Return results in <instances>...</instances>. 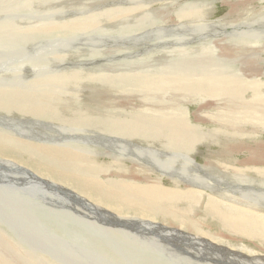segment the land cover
<instances>
[{
    "label": "bare ground",
    "instance_id": "1",
    "mask_svg": "<svg viewBox=\"0 0 264 264\" xmlns=\"http://www.w3.org/2000/svg\"><path fill=\"white\" fill-rule=\"evenodd\" d=\"M53 1L54 5L58 6L70 4V8L77 5V3L85 4L82 0H68L66 3L63 0ZM251 1L252 0L245 2L247 5L246 12L248 14L264 11V0H256V2L253 3H251ZM96 2L99 3L98 1ZM236 2H238V0H231L227 1L226 4L231 6L232 4L235 5ZM127 3L133 6L131 8L126 7L120 9L118 16H115L116 14L110 15H112V17L115 16L113 18L114 25H117L116 29H120L121 31L125 29L124 34L127 39L121 40L119 46L128 49V52L125 54L136 56L137 53H133L132 51H138L139 42L164 40L163 36L157 37V35H160L159 33L161 30H164V32L168 34V0H127ZM250 3L252 5L251 11L249 8ZM87 5L88 2L86 6ZM94 5L96 6V4ZM39 6L37 8H40ZM196 7L206 12V14L211 9L210 4H203V2ZM232 8L236 9V7ZM66 9L67 8L62 7L61 10ZM136 10L141 11L135 13ZM70 11V14L76 12L82 15L87 12L86 10ZM179 12L183 18H190L193 16V10H189V8L182 10L181 6ZM63 14H65V12L54 14L56 17L51 15L50 21L48 23L46 22L44 29L43 27L36 30L32 29L30 32L33 34L40 31L47 35L58 36L59 34L57 31H59L61 34L63 33L62 35H66L70 30L82 31L87 28H92L94 24L100 23V20L92 21L86 16L84 18L87 20L86 23H78L71 26L69 21H71L72 18L67 17L69 15L67 14L66 17L62 19ZM49 15L47 14V16ZM54 17L59 20L53 21ZM0 21L6 22V16L0 17ZM101 22L104 23L102 19ZM250 22H256V18H251ZM163 24L166 26L162 27L161 25ZM204 25L205 24L203 23L202 26ZM109 27L111 26L108 25L107 28ZM1 28L3 27L1 26ZM147 28L150 29L144 31ZM97 29L101 31L104 30L102 27ZM2 30L4 31V29ZM27 33L28 31L23 32V34ZM6 34L10 35L11 32H6ZM94 34L96 33L94 32ZM124 34H121L122 37ZM121 35L119 36L120 39ZM78 36L80 37V35ZM67 37V39L65 38L66 41H73L77 38L76 34H72L71 36L67 35ZM5 38H8V36ZM47 38L49 39V37ZM53 38L54 37H52V39ZM96 38L91 37L89 39L88 37L86 42L89 41L88 43L91 44L96 41ZM79 39H81V37ZM82 39H84L83 36ZM103 40H106V38ZM43 42L40 43L43 44ZM63 43L59 42L58 45L62 46ZM215 47H217L216 44ZM147 49L148 48H146V50ZM48 50L50 52V49ZM102 50L100 52L98 50V53L106 52L104 48ZM178 50L179 49H176L174 52ZM245 50L247 49L245 48ZM21 51L22 50L19 51L20 54H22ZM57 51L59 53L63 52L61 49H57ZM80 51L84 52V50ZM5 52L2 53L0 51V70L5 71L0 75V119L4 118L6 120V114L14 116L15 118L13 120H17L18 117H24V119L21 120L22 125L31 123V120H33L36 125L46 130V133L50 132L45 134L46 136H53V133L57 134L56 131H62L65 133L63 137H66V139H61V141L57 139L58 142L55 144L30 140L27 141L21 139L14 134L13 131L9 132V129L0 127V175H3L6 179L15 183H19V181H24L25 179L33 180L31 177L36 178V180L40 181L38 183L40 187L36 186L35 183L31 181L27 183V189H36L40 191L38 194L43 197L49 196L55 201L67 202V204L71 202L69 199L72 201L74 200L77 204H75V206L78 212L83 215H85L86 212L99 214L105 225H99L95 220L90 221L78 216L76 217V215L70 211L68 212L69 216H65L66 211L63 212L61 209L54 210L45 207L46 205L44 206L40 202L41 200L33 201L29 196L21 195L22 193H19V189L18 192L16 190H9L6 195L1 194L2 192L0 191V207H2L0 208V212L6 213V203L12 202V208L16 210V212L11 211L15 218L14 220H16L17 224L24 229L26 234V238H24L22 244H25V241L29 238V245L23 246L22 244H17L7 236L6 231L1 228V224L0 264H20V258L25 259L27 262H25L26 264H56L43 256L41 253L42 250L50 251L48 248L52 247V245H57V247L60 248L59 252L63 254L70 251V247L67 244L77 246L81 251V255H83L82 252H90L99 255L100 258L97 259V264H168L163 258L164 255H167L170 258H173L174 256L175 262L180 264L179 262L181 261L182 263L183 259H180L178 256L180 253L175 254L176 251L178 252L176 248L180 249V251L185 254V247L188 248V251L191 249L194 256L207 257L210 261L218 262L216 264H264L263 255L256 256L252 253L249 255L250 257L252 256L251 258L249 256L246 257V255L242 253L244 252V247L241 244L233 242V240L240 235H236V232L264 239V187H262L263 190L261 192H256L261 186L255 184L248 185L246 182L247 185H242L241 182H237L238 185L232 187L238 189V191H234L232 188L222 189V193H214L217 196V198H215L210 194L208 195L204 193V189L212 186L215 181V179H213L214 177L207 180V177L201 178V176H196V179L201 178L203 182L206 181L204 185H198L202 187L201 189H193L194 187H198L197 185H193V188H181L177 185V187H179L178 189H173L172 187L168 188V185L164 186V179L168 176V167H173V164L178 161V158H180L179 155H181L180 153L177 155L174 151L171 152L172 154L168 153V145L170 146L177 142L183 144L192 139L197 141L200 140L199 138L201 137L195 132L194 128L185 121L186 118L184 120L178 118L181 114L177 116V111L183 113L185 109L179 107L177 101L179 99L184 100L183 97L185 96L199 97V102H197L200 103L202 101V103L199 106L198 114L196 115L198 121H201L203 117H206V115L210 113L208 106H212L213 108L219 106L220 108L233 110L235 106L241 104V96L246 92L248 86H255L258 90L263 89L259 86V82L257 81L258 78L256 77L257 73H261L263 69L257 67V69L252 70L251 78L248 77L249 79L247 78L245 80L242 78L243 80H235L234 82H227L225 79L219 81H207L205 80L206 78L203 79L202 77V79H189L188 77L180 75L176 76V74L175 76L168 78L167 48L164 55L159 56L156 53L153 56L148 55L150 57H148L149 60L142 64V66L144 65L148 68L155 67L159 63L157 65L158 67L160 66L159 68L156 67L150 70L146 75L136 73L133 78H130V81H132L131 86L126 87L125 85H122L125 84V78H112L103 75H101L102 77L97 76V73H88L87 70H90L91 68L86 69L87 67H85V65V68H83L86 70L83 68L81 69V67L78 66L75 69L76 71L66 72L67 70L58 71L59 69H56V71H58L57 74L49 75L53 70H42V65L40 70L38 68V70H31L32 67H37L39 64L28 66L29 64L27 65V63L29 60L23 58L21 61H18L20 63L13 62L12 65L8 67V69L14 72L9 74L6 73V67L1 68L3 63H6ZM201 52L204 53V50H201ZM147 54H149V49L147 50ZM41 56L43 57L42 54L40 57ZM11 57L13 58V55ZM121 57H124V54H122ZM172 60L174 63L175 58L171 59V61ZM47 61L48 60H46V62ZM144 61L146 60L144 59ZM183 62H185L186 65L182 68L189 66L192 67L190 69H194L197 66L195 64H192L191 66L190 64L192 62L188 60ZM110 65L112 64H109V66ZM22 67H24V69L27 68V70L25 69L26 74L24 75H22L24 72ZM17 69L23 70V72H15ZM185 69L189 68L186 67ZM92 70L95 71L96 69ZM154 70L157 72H154ZM209 70L211 71V69H206V71ZM151 72H153V74H151ZM203 72L204 71H202V73ZM25 75L32 78V81L29 79L30 82L26 83L27 78H25ZM221 76L219 75L217 78H220ZM12 82H15L17 85ZM23 84L25 86H23ZM7 85H13L15 87L9 89ZM103 85L106 88H102ZM168 86L169 88L178 90H189L194 94L190 95L189 92H173L170 90L172 94L170 95V100H168ZM221 93L225 94L227 97L223 102L218 101V96ZM260 93L262 94V92ZM207 98L211 99L206 100ZM171 100L174 102L173 104H169L168 101ZM107 104L110 105V109L105 107ZM247 104L252 108H259L261 104L264 105V96H260L256 100L253 99ZM168 109H171L173 112H168ZM20 112L22 114H19ZM253 113H255V111H253ZM226 125L231 124L227 123ZM194 127L196 129V126ZM230 128L235 129V131H239L240 129L237 127ZM212 130H214V128H212ZM243 130H245V128L241 129V131ZM18 133L19 132H17V134ZM73 138L77 142H102L113 143L114 145L112 144L109 146L107 148L108 151H103L104 153H102V151H95L94 148H92L91 151H88V147L85 146L87 148L86 150L85 147L83 148L81 146L82 144L78 145L76 142H73L72 145L70 139L72 140ZM208 139L205 140L207 141ZM190 141L187 142V144H190ZM259 141L264 142V140H257L253 144H247L246 142L244 146H240L238 150L235 149L233 151V154H240L243 152L246 154L244 158L236 159L238 156L236 158L233 156L222 159L221 157L216 164L221 165L220 167L226 170L227 174L235 176L238 180H243L242 178L248 177L253 181H258V177L253 176V174L264 175V146L261 144L263 142L260 143ZM207 143H209V141ZM233 146H231V148H234ZM100 148L104 147L100 146ZM189 151L190 150H188V152ZM101 154H108L112 160L104 159L106 161H102L100 159ZM133 155H140L142 157L141 161H139L140 158L138 160L133 158ZM14 157L17 158L14 159ZM183 157L195 164L193 161L194 159L187 154L181 156V158ZM211 161L213 162V160ZM180 163L183 164L182 161H180ZM188 163L189 162L187 161V164ZM183 165H185V163ZM195 165L199 170L205 167L204 165ZM175 166L178 167V165ZM181 167L182 166H179L178 170L175 167L173 168L176 169L177 172ZM185 172V176H192L191 171L188 172V170H185ZM18 174H20V176ZM23 177H25V179ZM182 179L186 181L188 180L185 178ZM192 179L193 177L191 180ZM260 182H262L260 184L264 183V177L260 178ZM0 186L4 187L5 185L1 184ZM187 187H189L188 184ZM219 190H221L220 187ZM10 193H14V196H16L13 199L11 198L12 201H7L8 198H6V196ZM206 197L208 199H206ZM204 198L206 199L205 205L207 208L208 206H210L209 208L212 207V212L208 210V212H211V215L210 213H207L204 220L202 218L196 219L192 216L189 217L187 212L180 211L183 208H180L178 205V202L181 201L180 199H186L185 201H182V203L184 202L185 204L192 206V204L195 203L203 204L202 200H204ZM18 203H20L21 206L17 208L16 205ZM39 209H44L51 217L54 215L53 218L56 219L54 220L55 224L51 223L53 226L58 227L53 228L48 222L46 224L43 220H38L39 216L37 215V211H39ZM26 210H31L33 213H36L35 217L31 218L27 215L29 218H25L24 215H26ZM135 215L138 216L136 217ZM45 216H47V214ZM113 220L117 221V223H114L111 227L108 224H112ZM168 220L171 224L175 226L178 225L179 227H168ZM36 222L40 223L38 228H36L38 224ZM210 222L217 224L218 231L211 230ZM72 223L81 225L79 227L84 226V228L93 229L99 234L101 233L103 236L106 235V237L109 238L110 243L114 244H111V246H113L114 255L109 251L103 252L100 249L101 247L99 248L98 244L96 245L97 242L92 241L90 237H88L89 240L78 239V237H80L78 236V233L80 232L74 228V224ZM136 224L138 225L137 227L141 226L144 230L142 231L138 228H134L133 226ZM118 225H125L127 228L122 230ZM27 227L30 228V233L27 232ZM220 227L222 228L220 229ZM41 228L44 229V236L47 238V241H44V243L51 244H46L45 246L40 245V236L37 237V242L31 241V234L37 233V229ZM150 229L154 232H150ZM170 229L171 231H169ZM83 231L85 230L83 229ZM171 232L173 234H171ZM49 234L51 235L50 238L48 237ZM168 234L172 235L170 241H168ZM169 244L171 247H168ZM21 249H23L22 252H19ZM168 249L171 252L169 255ZM14 250L16 251V254L13 252ZM54 257L63 264H81L79 263V260L74 263L68 262L67 260H69V258H67L65 254H63V257L61 256L62 258H59V254L57 256L54 255ZM119 257L121 259H119ZM17 260L19 263H17ZM22 263L24 264V262ZM197 263L211 264L208 261H200Z\"/></svg>",
    "mask_w": 264,
    "mask_h": 264
},
{
    "label": "rangeland",
    "instance_id": "2",
    "mask_svg": "<svg viewBox=\"0 0 264 264\" xmlns=\"http://www.w3.org/2000/svg\"><path fill=\"white\" fill-rule=\"evenodd\" d=\"M34 1L35 0H2V1L0 0V6H1L0 7V17L6 16V22L0 21V28H1V26L3 27L0 29V33H1L0 34V51L2 53L6 51L5 52L6 53V56H5L6 57V63H3V66L1 68L6 67V69H7L6 73H9V74L14 73L12 70L8 69V67H10L13 62L20 63L18 61H21L23 58L25 60H29L28 63L25 62V63H27V65L29 64L28 66H32L33 64H37V65L39 64V66H37V67H32L31 70H35V69L40 70L41 65L43 66V67H41L42 70H45V69L53 70V72L50 73L49 75L57 74L58 71H66V70H67L66 72L76 71L75 69L78 66H80L82 69L85 65V67H87L86 69L91 68L90 70H87L88 73H97L98 74L97 76L103 75V76L112 77V78H114V77L125 78V80H124L125 84H122V85H125L126 87H130L132 84V81H130V78H133V76H135L136 73L140 74V75H146V73L149 72L150 70H152L156 67L157 68L160 67V66L159 67L157 66L159 63L155 67L146 68V66H144V65L142 66L143 63H145L149 60L150 57L148 55L153 56L155 53L158 54L159 56L164 55L166 53L167 48H168V78L175 76V74H176V76L180 75V76L188 77L189 79H193V78H199V79L203 78L204 79V78H206L205 80H207V81H219V80L225 79V81H227V82H232V81L234 82L235 80H241L242 78L244 80L247 79L248 77L251 78V74L253 72L252 70L257 69V67L263 69L261 73H257V75H256V77L258 78V79L257 78L256 79L259 82V86H261L263 89L258 90V88H256L255 86H250V87L248 86L246 92L243 93V95L241 96L242 97L241 104L235 106L233 108V110H230L228 108H220L219 106H217V108H213L212 106H208V110L210 113H208L206 115L207 118L203 117L201 121H198L196 115L198 114L199 106L202 103L201 100H200L201 102L198 103L199 102L198 100L200 99L199 97L185 96V97H183L184 100L179 99L177 101L178 106L185 109L184 110L185 112L183 111V113L182 112L180 113L179 111H177V116L179 114H181L178 116V118L183 119V120L185 118L188 119V120L185 119V121L191 127H193L195 132H197V134L200 135L201 137L199 138L200 140H197V141H194V139H192L191 141L189 140L190 144H187V142H189V141H187L183 144L177 142V143H173L170 146L168 145V153L172 154L171 152L174 151L177 155H179V153L181 154V155H179L180 158H178V161H177L178 163L176 162L173 164L174 166L173 165L172 166L175 167L177 170H178L179 166H182V167L177 172H176V169H174L173 167H168V169H169L168 170V176H166V178L164 179V181H165L164 186L168 185V188L172 187L173 189H178L179 187H181V188H193L195 185L198 186L199 184H200V186H202L206 182V181L203 182V180L201 179L202 177H207L206 178L207 180H210L211 178L214 177L213 178V179H215V181L213 182L214 185L212 184L211 187H207L206 189H204V193H206L208 195L210 194L212 197H215V198H217V196L214 193H218V192L222 193L223 192L222 189L232 188L234 191H238V189L232 187V186L238 185L237 182H241L242 185H247V184L248 185H254L255 184V185L261 186L257 189L256 192H261L263 190L262 187H264V183L260 184V183H262V182H260V178L264 177V175L253 174V176L258 177V181H256V180L253 181L251 178H248V177L242 178L243 180H238L235 178V176L227 174V171L222 169L220 167L221 165L216 164V163L221 159V157H222V159H225V158H229V157H233V156H234V158H236L238 156L236 159H242V158H244V156L246 154H244L243 152H241L240 154H237V153L233 154V151L235 149L238 150V148H240V146H244L246 142H247V144H253L257 140H264V127H263L264 126V105L261 104L262 106L260 105L259 108H252L250 105L247 104L249 101H251L253 99L256 100L258 97L264 96V91H263L264 90V83H263L264 82V11H261V12L258 11V13L252 12V13L248 14L246 12L247 5L245 4V2L249 1V0H238V2H236L235 5L232 4L231 6L236 7V9H234L230 5L226 4L227 1H231V0H168V17H167L168 18V26H167L168 27V34L166 32H164V30H161L159 33L160 35H157V37L163 36L164 40L162 39V40H157V41L153 40V41L139 42L138 51H136V50L132 51L133 53L134 52L137 53V55L132 56L130 54H125L126 52H128V49H125V48H122L119 46L120 41L123 39H127V38H126V35L124 34L125 29L122 31L120 29H116L117 25H114V18H113L115 16H118L120 9L126 8V7L131 8L133 6L129 3H127V0H100V1L99 0H82V1H84L85 4L77 3V5L72 6V8H70L71 7L70 4H68L69 6L68 5H64V6L59 5L61 7L60 8L58 5H54L53 0H36L35 3H34ZM63 1L66 3L68 0H63ZM96 1H98L99 3H97ZM36 2H37V4H36ZM87 2H88V5L86 6ZM94 2H96V3H94ZM201 2H203V4H205V3L210 4L211 9L209 10V12L207 14H206V12L202 11L200 8L196 7ZM253 2H256V0L251 1V3H253ZM251 3L249 4L250 11H251V7H252ZM263 3H264V1H263ZM94 4H96V6ZM186 4L187 5L189 4V5L187 6ZM39 5H43V6H39ZM5 6H7V7H5ZM38 6L40 8H37ZM181 6H182V10L183 9L186 10V8L187 9L189 8V10H193V16L190 18H183L181 16V13L179 12V9ZM62 7L67 8V9L61 10ZM35 8H36V10H35ZM33 10H35V11H33ZM70 10H72V11H78V10L84 11V10H86L87 12H86V14H83V15L76 13V12L74 14H70L71 13ZM140 11L141 10H139V11L136 10L135 13H138ZM61 12H65V14H63L64 16L62 15V19H64L67 14H69L67 17L72 18V20L69 21V24L71 26H73V24L86 23L87 20L84 19L86 16H88L90 18L89 20H92V21L100 20V23L94 24V26L92 28H87V29L82 30V31L70 30V31H68L69 33L66 35H62L63 33L61 34L59 31H57V33L59 34V35L57 34L58 36L50 35V34L47 35V34H44L40 31L35 32L33 34L30 32V30H32V29L36 30V29H41L42 27L44 29L46 22L48 23L50 21L51 15L56 17V15H54V14H57V13L59 14ZM67 12H69V13H67ZM194 13H196V14H194ZM47 14L48 15L50 14V15L47 16ZM110 14H116V15L112 17V15H110ZM55 17L53 18L54 19L53 21H58L59 19L55 18ZM253 17L256 18V22H250V19ZM101 19L104 21V23L101 22ZM18 20H20V21H18ZM22 21H24V22H22ZM260 22H262V23H260ZM203 23L205 24L204 26H202ZM108 25H110L111 27L107 28ZM161 26L165 27L166 25L163 24ZM100 27H102V29H104V30L101 31V30L97 29ZM2 29H4V31ZM148 29H150V28H147L144 31H146ZM24 31H28V33L23 34ZM6 32H11V34L7 35ZM94 32L96 34H94ZM72 34H74V35L76 34L77 38H75L73 41H68V40L66 41V39L68 38L67 35L71 36ZM77 34L80 35L81 39L83 36L84 39H82V40L79 39L80 37ZM121 34H124V36L122 37ZM2 35H3V37H2ZM120 35H121V39L119 37ZM7 36H8V38H5ZM60 36L62 37V39ZM102 36H104V37H102ZM167 36H168V39H167ZM47 37H49V39ZM52 37H54V38L52 39ZM88 37H89V39L91 37L96 38V41H94L96 43L92 42L91 43L92 45H91L90 43H88L89 41L86 42ZM104 38H106V40H103ZM43 39H47V40H43ZM167 40H168V43H167ZM58 41L61 43H63V41H64V43H63L64 45L63 44H62V46L58 45L59 44ZM103 41H105V42H103ZM40 42L41 43L43 42V44H41ZM152 43H153V45H152ZM38 44H40L42 47ZM93 44H94V46H93ZM215 44L217 45V47H215ZM43 45H44V47H43ZM143 45H144V47H143ZM80 46H81V48H80ZM115 47H118V48H115ZM244 47L247 50H245ZM21 48H23V49H21ZM25 48H26V50H25ZM90 48H92V49H90ZM103 48L106 50V52L98 53V50L100 52ZM146 48L149 49V54H147L148 49L146 50ZM48 49H50V52ZM57 49H61V50H63V52L59 53L57 51ZM86 49L87 50L89 49V50L87 51ZM176 49H179V50L174 52ZM20 50H22L21 51L22 54H20V52H19ZM80 50H84V52H82ZM201 50H204V53H202ZM13 51L15 52V54ZM130 51H131V49H130ZM41 54L43 55V57L41 56L42 59L40 57ZM122 54H124V57H121ZM173 54H175V55H173ZM12 55H13V58H15V57L16 58L13 59L11 57ZM21 56H23V57H21ZM82 56H85V57H82ZM10 57L12 58V60ZM57 57H59V58H57ZM91 57H93V58H91ZM173 58H175L174 63H173V60L171 61V59H173ZM144 59L146 61H144ZM46 60H48V61L46 62ZM186 60L192 62L190 64L191 66H192V64L197 65L196 68L190 69L192 67H189V66H185V68L187 67L189 69L182 68L184 65H186L185 62H183ZM63 61H64V63H63ZM255 61H256V63H255ZM56 63H57V65H56ZM82 63H86V64H82ZM80 64H82V65H80ZM109 64H112L113 66L112 65L109 66ZM50 65H53V66H50ZM44 66H45V68H44ZM22 68L24 69V67H22ZM25 69L27 70V68H25ZM25 69H24V72H23V70H20V69H17L19 71L15 70V72H21V73L23 72L22 75H24V74H26ZM56 69L57 70L59 69V70L56 71ZM86 69H84V70H86ZM92 69H96V70L93 71ZM206 69H211V71L210 70L206 71ZM202 71H204V72L202 73ZM3 72H5V71L0 70V75ZM154 72H157V71L154 70ZM178 72H181V73H178ZM230 72H231V74H230ZM33 73H35V72H33ZM244 73H246V74H244ZM151 74H153V72H151ZM217 74H219L220 76L222 75L221 76L222 78L221 77H220L221 79L217 78V76L219 77V75H217ZM25 78L28 79V80L26 79V81H27L26 83H29L30 81H32V78H29L27 75H25ZM227 78H229V79H227ZM29 79H31V80L29 81ZM260 81H262V82H260ZM12 83L15 84V82H12ZM15 85H17V84H15ZM133 85H134V83H133ZM23 86H25V85L23 84ZM7 87H9V89H11L12 87H15V86L7 85ZM102 88H106V87L103 85ZM170 90H172L173 92H178V91L179 92H182V91L189 92L190 95L194 94L192 91H189V90H178V89H174V88H169V86H168V92L170 93V94L168 93V100H170V98H171L170 95L172 94ZM260 92H262L263 95ZM218 97H217L219 99L218 101H220V102L221 101L223 102V100L227 98L226 95L223 93H221ZM196 98H198V99H196ZM185 99H188V100H185ZM208 99H211V98H207L206 100H208ZM168 102H169V104L174 103V102H172V100L168 101ZM109 106L110 105L107 104L105 107H108V109H110ZM253 111H255V113H253ZM168 112H173V111L171 109H168ZM19 114H22V113L20 112ZM0 117H1V115H0ZM245 117H246V120H245ZM14 118H15L14 116L6 114V120L4 118L0 119V127L9 129V132L13 131V133L16 134L17 136H19L21 139H24L27 141L30 140V141H35V142H43V143H48V144H55L56 142H58L57 139H59V141H61V139H66V137H63L65 135V133H63L62 131H56L57 134L53 133L54 137L53 136H46L45 134H48L50 132L46 133V130L42 129L41 127H39L38 125L35 124V121L31 120L33 123L31 122V123L25 124L26 125L25 126V125L21 124V120H23L24 117H18L17 120H13ZM221 121L224 123H222ZM227 123L231 124V125H226ZM17 125H19V126H17ZM194 126H196V129ZM25 127H27L28 130ZM230 127H237L240 129H239V131H235V129L230 128ZM258 127H259V131H258ZM212 128H214V130H216V131L212 130ZM226 128H227V130H226ZM242 128L243 129L245 128V130L241 131ZM17 132H19V133L17 134ZM250 134L252 135V137ZM20 135H23V136H20ZM29 137H31V138H29ZM208 137L210 140L208 139ZM41 139H42V141H41ZM205 139H208V140L206 141ZM192 141H193V143H192ZM198 141H200L201 144ZM208 141H209V143H207ZM241 141H243V142H241ZM70 142H71V144L73 142H76L78 145L82 144L81 146L83 148L85 146H87L88 151H91L92 148H94L95 151L96 150L100 151V152L102 151V153H104L103 151H108L107 148L113 144V143H102V142H99V143L77 142L74 138L72 140L70 139ZM259 142L261 143L263 141H259ZM238 143H240V144H238ZM195 144H197V145H195ZM261 144H262V146H264V142ZM57 145H59V144H57ZM100 146H103L104 148H100ZM231 146H233L234 148H231ZM67 147H69V146H67ZM85 149L87 150L86 147H85ZM99 149H101V150H99ZM188 150H190V151L188 152ZM186 154L189 157L194 159L193 161L195 162V164H198L201 166L204 165L205 167L201 168L204 171H202L201 169L200 170L197 169L196 165L194 163L190 162L185 157L181 158V156H185ZM132 157L136 158L137 160L140 158L139 161H141V158H142L140 155H133ZM16 158L14 157V159H16ZM143 158H145V157H143ZM100 159L102 161L104 159L112 160L108 154H101ZM211 160H213V162ZM104 161H106V160H104ZM180 161H182L183 164L185 163V165H187L188 167L183 165L182 163H180ZM187 161L189 162L188 163L189 165L187 164ZM212 163L214 164V166ZM175 165H178V167ZM194 167H195V169H194ZM185 170H188V172L191 171L192 176L191 177L185 176L184 175V174H186ZM180 171H182V172H180ZM18 175L20 176V174H18ZM182 176H184V177H182ZM196 176H201V178L196 179L195 178ZM192 177H193V179L191 180ZM23 178L25 179V177H23ZM31 178L33 180L25 179L24 181H19V183H15V182L9 181L3 175H0V185L1 184L5 185L4 187L0 186V191L2 192L1 194L6 195L9 190H16L18 192V189H19V193L20 194L22 193L21 195L29 196L30 198L33 199V201H37V200L40 201L41 200L40 202L44 206L46 205L45 207H49V208L54 209V210H60L61 209V211H63V212L66 211L65 216H69L68 212L70 211L71 213L76 215V217L78 216L80 218H84V219L90 220V221L95 220L96 223H98L99 225H101V224L105 225L104 221H102V217L99 214H96V213L91 214V212H86V214L83 215L80 212H78L76 209V206H75L76 203L74 200L72 201L71 199L68 198L71 202L69 204H67V202L65 203V202L55 201V200L51 199V197H49V196L43 197V196L38 194V192H40V191H38L36 189H31V188L27 189V183L31 182V181L33 183H35L36 186L40 187L38 185V183L40 181L36 180V178H33V177H31ZM182 178H185L188 180L186 181V180H183ZM230 179H232V180H230ZM248 180H249V182H248ZM218 183H221V184H218ZM20 184H21V186H20ZM187 184L189 185V187H187ZM177 185L179 187H177ZM200 186L194 187L193 189H201L202 187H200ZM219 187L221 190H219ZM215 188H217V189H215ZM41 189H42V187H41ZM7 196H6V198H8V200L7 199L6 200L12 201L11 198L13 199L16 195L14 196V193L13 194L10 193ZM206 199H208V198L206 197ZM206 199L204 198V200H202L203 204L202 203H195V204H192V206L187 205L184 202L182 203V201H185L186 199L185 200L180 199L181 201L178 200V201H180V202H178V205L180 208H182V207L183 208L181 210L180 209L179 210L182 212L183 211L187 212V215H189V217L192 216V217H195L196 219L202 218L204 220L205 216H207V213H210V215H211V212H212L211 211L212 207L209 208L210 206H208V208H207V206L205 205ZM179 203H182V204H179ZM50 204L53 206H51ZM6 206H7L6 208L8 211L6 210V213L0 212V221H1L0 225L2 224L1 225L2 227L1 226L0 227L6 231L7 236H9L13 241H15L17 244H22L24 242V238H26L25 231L22 227H20V225L17 224L16 220H14L15 218L12 215L11 211L16 212V210L12 208V202L6 203ZM16 206L18 208L21 205H20V203H18ZM187 206L189 207V209ZM205 206H206V208H205ZM0 208H2V207H0ZM189 210H190V212H189ZM208 210H210L211 212H208ZM30 211L31 210H26V215H24L25 218H29V216L31 218L35 217L36 213H33L32 211L30 212ZM45 213L47 214V216H45L46 215ZM27 215H29V216H27ZM37 215L39 216L38 220L41 219L46 224L48 222V224H50V225H52V223L55 224L54 220H56V219L53 218L54 215H53V217L49 216L50 214L47 211H45L44 209H39V211H37ZM91 216H96V217H91ZM135 216L137 217L138 215H135ZM36 218H38V217H36ZM205 220L208 221L207 219H205ZM112 222H113L112 224H108L111 227L113 226L114 223L115 224L117 223V221H115V220H113ZM36 223H38L36 226V228H38L40 223L39 222H36ZM168 223H167L168 227H172V226L175 228L179 227L178 225L175 226V225L171 224L169 222V220H168ZM210 223H211L210 224L211 230L218 231L217 224H214L212 222H210ZM72 224H74L73 225L74 228L80 232V233H78L79 234L78 236H80V237L77 236L78 239L89 240L88 237H90V239L92 241L97 242L96 245L98 244L99 248L101 247L100 249L103 252L109 251V252L113 253V248H112L113 246H111V244H113V243H110L109 238H107L106 235L103 236L101 233L99 234L98 232L94 231L93 229H89L86 227H85L86 228L85 229L84 226L79 227L81 225H78L76 223H72ZM118 226L122 230L127 228L125 225H118ZM135 226H133V227L138 228L142 231L144 230V228H142L141 226L137 227L138 226L137 224ZM54 227L57 228L58 226H53V228ZM221 228L222 227H220V229ZM83 229L86 232L83 231ZM26 230L28 233L31 232L29 227H27ZM58 230H60V229H58ZM184 230H187V229H184ZM147 231H149V230H147ZM169 231H171V229ZM44 232L45 231L42 228L37 229V233H33L34 235L31 234V236H30L31 241L37 242L36 239H37V237L40 236L39 237L41 240L40 245L45 246L46 244H51V243H46V244L44 243V241H47V238L44 236L45 235ZM150 232H154V231L150 229ZM171 234H173V233L171 232ZM171 234H168V241L171 240V237H172ZM237 234H240V235H238V237H236L233 240V242L241 244L244 247L243 248L244 252H242V253L245 254L246 257L251 255L252 253H253V255H256V256H262V255L264 256V239L263 238L254 237V236H250V235L248 236V234L245 235V233L241 234V233L236 232V235ZM48 237L50 238L51 235L49 234ZM28 241H29V238L25 241V244H22V245L23 246L29 245ZM67 245L70 247V251H68L67 253H63V254H65L66 257L69 258V260H67L68 262L74 263V262H77L79 260L80 261L79 263H81V264H83V263L84 264H91V262H92V264L98 263L97 259L100 258L99 255L94 254V253H90V252L89 253L88 252H82L83 255H81V251H80V249H78L77 246H72L69 244H67ZM168 247H171L170 244L168 245ZM48 249L51 252L42 250L41 253L43 254V256L50 259L51 261H53L56 264H63V263H60L58 260H56L54 257V255L57 256L58 254L60 256L59 258L63 257V254L61 252H59L60 248H58L57 245H54V246L52 245V247H50ZM187 249L188 248L185 247V254H183V252H181L180 249L176 248V250H178V252L176 251L175 254L180 253L178 256L180 259L181 258L183 259L182 263H181V261L179 262L180 264H201V263H197L200 261H202V262L208 261L211 264L218 263V262H214L212 260L210 261L207 257H203V256H201L202 258L199 256L196 257L192 254L191 249H189V251ZM22 250L23 249H21V251H19V252H22ZM170 250H171V248H170ZM170 250L168 249V255L171 253ZM13 252L16 254L15 250ZM52 253L53 254L55 253V254L53 255ZM113 255H114V253H113ZM163 258L168 262V264H177L174 260V256H173V258H170L167 255H164ZM119 259H121V258L119 257ZM18 260H17V263H19ZM94 260H96V261H94ZM22 262H24V264L27 263L25 259L20 258V264H23Z\"/></svg>",
    "mask_w": 264,
    "mask_h": 264
}]
</instances>
